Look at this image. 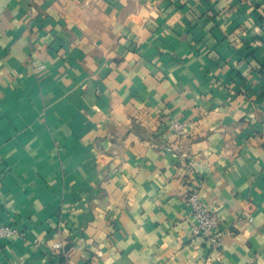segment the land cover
<instances>
[{"label": "crops", "instance_id": "0c3cea01", "mask_svg": "<svg viewBox=\"0 0 264 264\" xmlns=\"http://www.w3.org/2000/svg\"><path fill=\"white\" fill-rule=\"evenodd\" d=\"M0 223V264H264V0H0Z\"/></svg>", "mask_w": 264, "mask_h": 264}, {"label": "built area", "instance_id": "2783aa9c", "mask_svg": "<svg viewBox=\"0 0 264 264\" xmlns=\"http://www.w3.org/2000/svg\"><path fill=\"white\" fill-rule=\"evenodd\" d=\"M170 126L179 141L188 138L190 135V126L187 122L173 118L170 121ZM186 202L191 207V217L196 221L193 226L194 235L205 238L215 247H220L228 230L222 227V220L218 212L201 200L196 190H192L186 195ZM250 213V210H246L245 215L249 216L248 221L253 219ZM18 233L17 228L0 223V241ZM61 247V243L53 245V249H60Z\"/></svg>", "mask_w": 264, "mask_h": 264}]
</instances>
